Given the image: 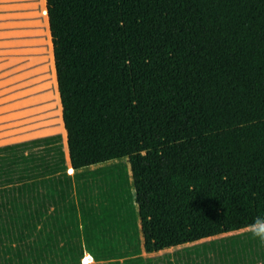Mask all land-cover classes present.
Listing matches in <instances>:
<instances>
[{
  "label": "trees",
  "instance_id": "16d2710c",
  "mask_svg": "<svg viewBox=\"0 0 264 264\" xmlns=\"http://www.w3.org/2000/svg\"><path fill=\"white\" fill-rule=\"evenodd\" d=\"M46 2L75 190L1 146L0 264H264V0Z\"/></svg>",
  "mask_w": 264,
  "mask_h": 264
},
{
  "label": "rangeland",
  "instance_id": "374dc122",
  "mask_svg": "<svg viewBox=\"0 0 264 264\" xmlns=\"http://www.w3.org/2000/svg\"><path fill=\"white\" fill-rule=\"evenodd\" d=\"M55 134L67 153L64 186L75 190L47 2L0 0V146Z\"/></svg>",
  "mask_w": 264,
  "mask_h": 264
},
{
  "label": "clouds",
  "instance_id": "9594fccd",
  "mask_svg": "<svg viewBox=\"0 0 264 264\" xmlns=\"http://www.w3.org/2000/svg\"><path fill=\"white\" fill-rule=\"evenodd\" d=\"M248 231L252 234L253 238H257L264 243V216H257Z\"/></svg>",
  "mask_w": 264,
  "mask_h": 264
},
{
  "label": "crops",
  "instance_id": "0c3cea01",
  "mask_svg": "<svg viewBox=\"0 0 264 264\" xmlns=\"http://www.w3.org/2000/svg\"><path fill=\"white\" fill-rule=\"evenodd\" d=\"M38 138H39V137H38ZM26 141H27V140H26ZM21 142H22V141H21ZM12 144H13V143H12ZM6 145H9V144H6ZM1 146H5V145H1ZM1 146H0V147H1ZM65 151H66V150H65ZM68 171H69V170H68Z\"/></svg>",
  "mask_w": 264,
  "mask_h": 264
}]
</instances>
